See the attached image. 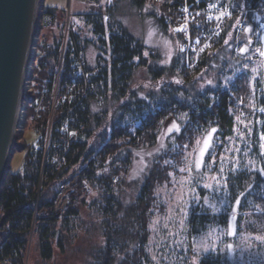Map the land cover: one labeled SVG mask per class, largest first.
<instances>
[{
	"label": "trees",
	"instance_id": "16d2710c",
	"mask_svg": "<svg viewBox=\"0 0 264 264\" xmlns=\"http://www.w3.org/2000/svg\"><path fill=\"white\" fill-rule=\"evenodd\" d=\"M102 1L105 0H89L90 7L81 13L90 36L81 37L79 31L71 27L73 30L61 53L62 26L59 25V37H53L50 51L42 58L45 65L40 61L37 66V72H43L40 81L36 79L40 83L39 93L44 94L42 102L46 104L57 80L58 95L62 99L54 105L50 122L51 105L46 104L49 108L40 111L39 120L34 123L39 134L36 144L27 146L21 169H9L0 187V258L12 264L24 263L28 243L33 237H36L39 257L45 262L52 259L55 247L63 250L67 233L77 226L74 223L79 218V203H84L87 212L96 217L104 238L103 245L91 251L89 261L84 264H147L149 208L156 206L153 190L168 178L169 169L175 170L171 162L163 163V160L168 156L178 161L179 147L174 152L159 153L135 197L123 203L120 183L130 164L129 148L152 144L161 120L178 110L186 111L185 121L176 135L178 145L192 142L210 125L217 126V133L222 136L231 134L233 110H237L235 104L246 91L243 77H237L232 85L191 93L189 97L183 86L167 87L161 93L146 92L141 96L131 89V81L136 68L145 63L146 46L122 22L123 9L140 10L148 2L157 9L158 12L155 9L151 13L175 34L178 42L176 67L186 81L190 80L191 73L197 72L195 68L219 56L227 34L237 35L235 29H241L242 33L248 31L244 35H250L252 43L262 44L264 0H112L105 4ZM206 2L227 12L221 33L194 68H190L179 48L181 34L177 14L186 5L201 9ZM40 4L43 13L60 20L66 18L65 10ZM220 16L215 14L213 21ZM208 27L211 24L201 14L196 15L193 31ZM89 47L95 51L92 62L88 58ZM76 61L82 62L84 74L74 73L72 65ZM88 69L95 70V74L87 76ZM89 85L93 87L91 92L87 88ZM97 97H100L99 102ZM260 101L264 103V93ZM106 116L108 123L97 134ZM72 135H75L74 140L69 139ZM96 135L98 143H92L90 139ZM47 136L49 144L45 146ZM20 141L15 134L10 153L26 147ZM259 144L254 136L257 167L253 187L264 183V155L259 152ZM62 182H70L73 189L67 204L56 209L53 201ZM246 182L249 179L242 178L236 185L242 188ZM84 184L93 191L91 197L87 198ZM216 218L202 209L192 211L188 216L187 234L202 233L207 224H225L227 219L226 215ZM197 258L188 264H227L216 251H208Z\"/></svg>",
	"mask_w": 264,
	"mask_h": 264
},
{
	"label": "rangeland",
	"instance_id": "374dc122",
	"mask_svg": "<svg viewBox=\"0 0 264 264\" xmlns=\"http://www.w3.org/2000/svg\"><path fill=\"white\" fill-rule=\"evenodd\" d=\"M107 1L112 0L102 3ZM43 4L65 10L69 25L78 30L81 37L90 36L81 14L90 7L89 4L80 0H43ZM155 9L148 2L140 10L126 7L120 13L122 22L146 46L145 63L134 71L131 89L144 96L146 92L161 93L163 88L183 86L188 91L186 97H189L191 93L232 85L241 76L246 91L235 104L237 110H233V126L227 136L217 133V126L210 125L203 128L192 142L178 145L176 135L186 117V111L178 110L161 120L152 144L129 148L130 164L124 181L120 183L123 203L135 197L157 155L174 152L179 147L178 161L168 156L163 160V163L171 162L175 170L169 169L168 178L153 190L156 206L149 208L147 264H188L208 251L221 253L227 264H264V183L252 185L257 167L254 136L259 139L258 149L264 155V103L259 102L264 93V55L259 51L263 43L258 46L251 42L250 35H244L248 31L242 33L241 29H235L237 35H242L228 33L219 56L195 68L197 72L191 73L190 80L186 81L176 67L178 42L175 34L170 27L159 23L151 13ZM261 29L263 33L264 23H261ZM94 53L93 47H89L91 62ZM33 69L34 78L40 81L43 72H37V63ZM37 86L39 88V83ZM35 122L26 118L23 128L14 131L13 138L15 134L19 135L20 143L26 147L10 153L6 172L20 170L27 146L36 144L39 134L34 128ZM107 123L108 116L97 134ZM97 136L90 141L98 143ZM206 141L209 147L201 163L200 151ZM242 178L249 179V182L239 188L236 184ZM86 192L87 198L94 194L91 189ZM79 205V218L74 223L77 226L67 233L64 249L55 247L52 259L45 262L39 257L36 237H33L25 255L27 264H84L89 261V253L103 245L104 238L96 217L87 212L84 203ZM199 209L215 215L217 220L226 215L225 224L212 222L202 233L188 235V216ZM230 225L235 226V234L231 233Z\"/></svg>",
	"mask_w": 264,
	"mask_h": 264
},
{
	"label": "built area",
	"instance_id": "2783aa9c",
	"mask_svg": "<svg viewBox=\"0 0 264 264\" xmlns=\"http://www.w3.org/2000/svg\"><path fill=\"white\" fill-rule=\"evenodd\" d=\"M84 3H89V0H80ZM226 10H218L211 4L210 2H206V4L201 9L192 8L190 6H184L180 9V11L177 14L178 19V29L181 34V39L179 43V48L181 52L184 55V59L186 62V65L189 67H192L197 64L198 60L200 59L201 55L205 53L213 44L214 39L221 33L222 30V21L223 17L226 14ZM219 13L221 16L219 20L213 21L215 19V14ZM201 14L205 21L211 24V27L205 28V29H197V31H193L192 24L194 22V19L196 15ZM62 26V47H61V53L63 51L64 43L66 41L67 36L71 31L73 30L71 26L69 25L68 19L66 18L61 20V23L59 22V18L47 14L46 22H44V35H42V44H41V51L39 52V64L40 61L43 65H45V61H43V57L47 55V53L50 51L52 39L54 36H58V26ZM59 37V36H58ZM261 42L263 43V46L259 50L261 54L264 55V32L261 35ZM79 61V60H78ZM76 61L73 65V71L76 75H79L81 72L84 74L83 65L82 62ZM87 76H92L95 74V70L88 69ZM39 82L36 80V104H33V108L31 111L30 120L37 121L40 116V111L45 109L46 107L51 105V112L49 115V122L52 119L53 115V109L54 105L57 101L61 100L62 97L58 95L57 91V82H55V90L52 92V94L49 96L48 101L46 104L42 102L44 98V94H40L39 90L37 89V84ZM40 84V83H39ZM45 87V83L42 85ZM89 91L91 92L93 90V87L89 85ZM97 101H100V97H97ZM49 108V107H48ZM75 135H72L69 137L70 140H74ZM49 139L48 136L46 137L45 146H48ZM57 147V146H56ZM104 169V167L102 168ZM84 187L89 190L90 187L87 184H84ZM73 189V184L70 182H62L59 184L57 188V196L55 197L53 203L54 207L56 209H62L68 201V196L70 192ZM0 264H12L10 260L8 259H1L0 258ZM25 262L24 259V263Z\"/></svg>",
	"mask_w": 264,
	"mask_h": 264
},
{
	"label": "water",
	"instance_id": "95a60500",
	"mask_svg": "<svg viewBox=\"0 0 264 264\" xmlns=\"http://www.w3.org/2000/svg\"><path fill=\"white\" fill-rule=\"evenodd\" d=\"M38 1L0 0V187L10 157L21 76Z\"/></svg>",
	"mask_w": 264,
	"mask_h": 264
},
{
	"label": "bare ground",
	"instance_id": "6f19581e",
	"mask_svg": "<svg viewBox=\"0 0 264 264\" xmlns=\"http://www.w3.org/2000/svg\"><path fill=\"white\" fill-rule=\"evenodd\" d=\"M46 19L47 13L42 12V5L38 1L21 76L20 93L13 122L14 131L23 128L26 118L30 120V108L36 104V78H34L33 65L37 63L39 66V52L41 51Z\"/></svg>",
	"mask_w": 264,
	"mask_h": 264
},
{
	"label": "snow or ice",
	"instance_id": "6c2138e0",
	"mask_svg": "<svg viewBox=\"0 0 264 264\" xmlns=\"http://www.w3.org/2000/svg\"><path fill=\"white\" fill-rule=\"evenodd\" d=\"M242 51H245V49H242ZM173 128H175L176 131H179V128L176 125H173ZM169 131H172V129H169ZM213 131H215V130H213ZM208 147H209V143H208V141H206L204 147L200 151L201 163H202V159H203L204 154L208 150ZM197 166H199V164ZM230 229H231V233L235 234V226L230 225Z\"/></svg>",
	"mask_w": 264,
	"mask_h": 264
}]
</instances>
